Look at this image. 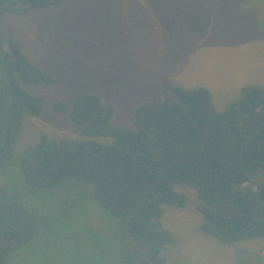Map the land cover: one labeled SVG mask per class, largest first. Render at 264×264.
Segmentation results:
<instances>
[{
	"label": "trees",
	"instance_id": "obj_1",
	"mask_svg": "<svg viewBox=\"0 0 264 264\" xmlns=\"http://www.w3.org/2000/svg\"><path fill=\"white\" fill-rule=\"evenodd\" d=\"M69 1L0 0V179L12 165L21 177L15 188L0 180V264L38 233L24 194L73 187L81 197L88 191L115 221L121 264H176L164 214L187 203L177 187L195 193L203 235L222 245L264 240V86L242 87L218 110L208 89L172 84L164 96L137 106L126 127L112 121L114 107L94 94L55 100L51 108L68 114L77 136L42 131L18 150L26 121L42 114L40 90L58 81L28 58L21 41L3 34L2 20ZM235 264L264 260L246 252Z\"/></svg>",
	"mask_w": 264,
	"mask_h": 264
},
{
	"label": "rangeland",
	"instance_id": "obj_2",
	"mask_svg": "<svg viewBox=\"0 0 264 264\" xmlns=\"http://www.w3.org/2000/svg\"><path fill=\"white\" fill-rule=\"evenodd\" d=\"M3 34L21 41L28 58L58 81L40 90L42 114L28 119L18 150L45 131L76 137L68 114L51 108L91 93L114 107L112 121L131 126L137 106L167 94L172 84L204 87L218 110L242 87L264 86V0H97L69 1L2 20ZM14 188L17 166L1 176ZM80 188L24 194L39 230L8 264H121L115 221ZM20 191H23L20 187ZM187 203L165 211L175 237L169 250L176 264H235L242 253L264 260V240L222 245L199 232L195 193L177 187Z\"/></svg>",
	"mask_w": 264,
	"mask_h": 264
}]
</instances>
